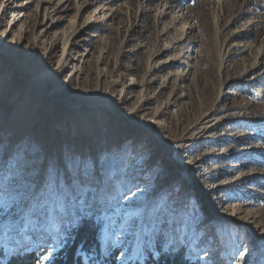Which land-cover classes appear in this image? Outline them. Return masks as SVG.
Instances as JSON below:
<instances>
[{
  "label": "rangeland",
  "instance_id": "rangeland-1",
  "mask_svg": "<svg viewBox=\"0 0 264 264\" xmlns=\"http://www.w3.org/2000/svg\"><path fill=\"white\" fill-rule=\"evenodd\" d=\"M86 1L90 0H72L67 14L72 25L60 24L64 35H71V26L79 27L81 13L85 14L80 4ZM29 7V42L26 47L23 42L19 45L16 35L12 46L26 63L34 61L39 70L51 68L60 57L63 44L50 50L47 42L52 36L46 34L42 50L35 51L32 40L43 19L44 0H33ZM112 7L110 29L102 32L111 36L105 48L107 60L102 61L104 45L97 43L87 57V77L75 75L70 80L72 68H68L60 78L63 88L59 93L73 99L75 91L90 98L112 91L118 98L124 83L131 78L142 79L144 95L154 99L150 117L168 112L161 131L167 135L170 151L158 145L152 147L151 136L139 130L144 120L142 112H134L139 100L129 101L123 110L135 118L136 127L126 126L111 134L116 113L109 111L101 118L94 114L97 110L83 109L84 113L79 114L84 117L82 124L73 118L68 121L66 133L59 137V129L67 122L63 115L67 108L53 104V113L46 112L49 101L34 91L26 92L21 105L13 100L0 110V129L6 134L0 145V172L7 176L20 168L25 159L37 171L58 164L61 184L69 199L66 210H45L34 204L26 209L17 207L5 216L0 225L2 253L47 245L46 254H52L81 217L94 216L102 223V256L106 259L112 255L116 264H141L149 252L158 254L159 245L162 249H183L187 258L199 260V264H264V55L259 56L260 66L240 78L257 58L258 48L242 53L236 45L252 42L264 49V0H114ZM10 11L5 12L6 19ZM6 26L7 21L0 24V35ZM183 34L188 39L184 46L194 49L192 71L182 65L152 70V65L176 60L178 50L153 57L157 50ZM112 85L113 89H107ZM16 90L9 99H16ZM41 99L46 103L42 104ZM204 111L212 112L214 117L234 113L236 120L214 131L213 140H201L198 146L183 152L188 131ZM31 114L35 115L34 120L25 123ZM38 119L43 122L41 131L31 132L30 127L36 126ZM100 128H108L107 134ZM77 129L91 130L94 133L88 137H97L83 145L84 150L78 149L75 141ZM96 130H100L97 136ZM221 134L226 137L217 142ZM93 161H98L96 168ZM173 169L179 170L168 181L173 189L158 192L153 187L155 182ZM93 172L101 177L91 185L93 192L98 186L111 183L112 194L101 192L94 203L89 197L88 204H73L71 194L78 186L72 179ZM181 173L191 175L185 178ZM237 177L243 178L244 184L234 190L216 187ZM64 179L69 181L67 185H63ZM128 188L132 189L128 193L132 203L120 200ZM142 189L150 195L144 203L137 204ZM214 204H218L215 217L204 208ZM253 214L257 215L258 224L251 227L248 219ZM219 218L226 219V223H219ZM215 242L221 243L218 255L215 259L204 258ZM83 257L86 264H97L94 252Z\"/></svg>",
  "mask_w": 264,
  "mask_h": 264
},
{
  "label": "bare ground",
  "instance_id": "bare-ground-1",
  "mask_svg": "<svg viewBox=\"0 0 264 264\" xmlns=\"http://www.w3.org/2000/svg\"><path fill=\"white\" fill-rule=\"evenodd\" d=\"M112 1L114 0H90L82 4L83 6L80 4V8H83V12L85 11V14L81 13L83 20L81 23H79V27L76 28L74 25L71 26V35L66 36L64 35V29L60 30V24L64 22V25H66L67 22V25H72V21L67 19V14L72 8V0H44L43 19L39 24V29L33 36L32 40L36 48L35 51L38 53L40 50H42V45H44L47 40L43 38L46 34H51L52 36L51 40L47 42V47H50V50H54L56 47L60 46V44H63V48L55 66L39 70L34 61L26 63V60H21V54L19 55V52H16L12 46L14 45L12 37L14 38L16 35L19 37V45L21 42H23V46L26 47L29 42L27 38L29 33L27 19H29L31 16L29 4L32 3L33 0H2L0 4V11H2L0 24L7 21V26L1 31L0 35V110L2 111L6 109L4 107H7L9 104H11L13 100H18L17 103L21 105L22 101L25 99L23 96L26 95V92L34 91L35 93L40 94L45 101H49V103H46L41 99L42 104L46 103L48 105V109L45 110L46 112L53 113V110L56 109L54 105L57 107H63L64 109L67 108L66 111L68 112H63L67 122L62 129H59V137L66 133L65 131L66 127L68 126V121H73V118L82 124L84 117L82 118L80 115L84 113L82 112L83 109H95L97 111L94 114L99 117L101 116V118L105 117L106 113L109 111L116 113L114 124L112 127H110L111 134H115L126 126L136 127L135 118L131 115H128L127 113H124L123 110L129 101L139 100L140 104L138 105L137 110L134 111L136 114L142 112L141 114L144 116L143 122L138 126L139 130L142 131L143 134H148L151 136L152 147H157L156 145H158L162 150L170 151V143L167 139V135L164 134V131H161L162 127L165 128V118L167 117L168 112L163 113L161 116L158 115L157 117H150V111L152 110L154 99L153 97L144 95L143 90L145 89V84L142 79L139 80L136 78H131L129 83H124L118 98H115V96L112 94V91H106V95L97 93L96 96H93V98L81 97L79 95L83 94L80 93V91H75L74 93H76V96L74 98H76V100H73L74 98H64L62 97L63 93H59V91H61L63 88L60 83V78L62 75H64L68 68H72L70 72V74H72L70 80H74L75 75L77 77H87L85 72V65L88 61L87 57L97 43L104 45V55L102 57V61L107 60L108 55L107 49L105 48L106 45L111 42V36L107 33L103 34L102 32L110 29V20L114 13ZM90 7L93 8L90 9ZM8 9L11 11L9 15H7L8 18L6 19L5 12ZM187 40L188 39L186 35L183 34L173 43L164 45L161 49L157 50L153 59L160 58L164 54L174 50H178L179 53L177 54L178 57L176 60H165L162 62V64L152 65V70L160 71L169 67L182 65L185 66L189 72H191L193 69L192 52L194 49L192 46H184V43ZM19 45L17 46L19 47ZM236 45L240 47L242 53L251 51L253 48H258L256 49L258 51L257 58L240 74V78H244L249 72L254 71L258 66L261 65L259 56L262 57L264 55V49L262 47H256L252 42L243 44L240 43ZM48 48H46L45 54H47ZM32 59L33 58H31L30 61ZM68 78L69 74H66L64 80L67 81ZM118 81L119 80H117V82ZM117 82L115 85H118ZM112 86H109L107 89H113L115 87ZM15 89H17L15 94L16 99L13 98L11 100L9 99V96H12L10 94ZM104 92L105 90L103 93ZM34 116V114H31L28 119L26 118L27 120L25 123L32 122L35 118ZM234 116V113H230L214 117L212 112L204 111L197 123L192 126L191 130L188 131L189 135L184 139L183 152H187L189 147L198 146V143L201 140H213L214 138L212 135L214 131H217L221 126H224L227 123L235 121L236 118H234ZM123 121H126V124H123ZM37 122L38 123L36 126L34 125L33 127L32 125L30 127L31 132L37 133L36 129L41 131L42 126L40 124L43 122L39 119ZM78 125L79 124L77 122L76 127ZM100 129L101 131L105 130L107 134L108 128ZM3 130L0 129V145L3 144L6 138V134L2 133ZM77 130L80 131H77V135L75 136V141L77 144H79L78 149L80 148L81 150H84L83 145L87 146L88 144L92 143L93 139L97 138L88 137L90 133H94L91 130ZM99 131L100 130L95 131L96 136ZM38 134H40V132H38ZM224 137H226V135L221 134L216 138V141L223 142ZM142 138L143 137H141L139 140ZM113 140L115 141V139ZM226 151L228 150L226 149ZM177 158L179 157L177 156ZM237 166L238 165H235L234 167ZM178 172L179 170L177 171V169H173V171L168 173L166 176L160 178L165 179V181L161 182L160 179H158L153 187L158 192L162 193L167 189H173V184H170L168 181ZM181 174L185 175V178L191 175L190 173ZM144 175H146V173L141 176L137 175L136 178H139V176L143 177ZM176 181L178 180L176 179ZM243 182V178L237 177L228 182L222 183L221 185L219 184L220 186L216 185V187H218L220 190L230 188L234 190L236 187L242 186L244 184ZM204 208L207 209L206 212H209V214L215 217L218 204H214L212 206L205 205ZM225 221L226 219L219 218V223L224 224L226 223ZM248 223L251 225V227L256 226L258 224L257 215L253 214L248 219ZM220 244V242H215L212 244L213 248L209 252H206L203 257L209 260L211 258L215 259L216 255H218V246Z\"/></svg>",
  "mask_w": 264,
  "mask_h": 264
},
{
  "label": "snow or ice",
  "instance_id": "snow-or-ice-1",
  "mask_svg": "<svg viewBox=\"0 0 264 264\" xmlns=\"http://www.w3.org/2000/svg\"><path fill=\"white\" fill-rule=\"evenodd\" d=\"M97 164L98 161H93V168H96ZM100 178L96 172L73 178L72 183L78 187L71 194V202L76 204L82 201L84 204H88L89 197H92L94 203L101 192L111 195L113 190L111 183L102 184L97 187L95 193L93 192L91 185ZM68 183L67 179L63 180V185ZM130 192L132 189L128 188L126 192L121 194L120 200L132 203L131 199L128 198ZM148 195L150 194L146 190H139L136 203H144ZM112 198L115 199V196ZM68 199L65 187L61 184L58 164L47 165L42 170L37 171L36 166L25 159L20 168L11 170L7 176L0 172V225L3 224L5 216L12 213L17 207L26 209L36 204L41 205L42 209L45 210L49 208L52 211L66 210ZM77 212H79L78 209ZM50 256L51 253L45 254L42 260L47 261Z\"/></svg>",
  "mask_w": 264,
  "mask_h": 264
},
{
  "label": "trees",
  "instance_id": "trees-1",
  "mask_svg": "<svg viewBox=\"0 0 264 264\" xmlns=\"http://www.w3.org/2000/svg\"><path fill=\"white\" fill-rule=\"evenodd\" d=\"M102 223L94 216H83L76 227L61 239L59 248L51 254L47 261L42 257L46 254L47 245L33 246L28 250H14L7 255L0 249V264H86L83 254L94 252L97 264H116L110 255L106 259L102 256L101 242ZM157 255L149 252L148 257L141 264H199L185 256L183 249L173 247L162 249L159 245Z\"/></svg>",
  "mask_w": 264,
  "mask_h": 264
}]
</instances>
